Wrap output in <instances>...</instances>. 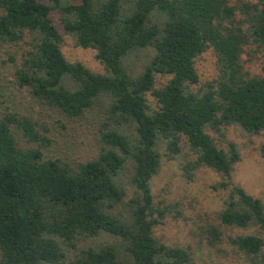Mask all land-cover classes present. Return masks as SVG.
<instances>
[{"label": "trees", "instance_id": "1", "mask_svg": "<svg viewBox=\"0 0 264 264\" xmlns=\"http://www.w3.org/2000/svg\"><path fill=\"white\" fill-rule=\"evenodd\" d=\"M64 33L105 72L69 61ZM0 43L39 104L69 119L97 114L100 143L86 161L50 158L47 123L0 110V264H201L155 235L163 147L170 157L186 148L188 177L201 167L221 176L207 244L226 240L264 264V202L234 181L241 153L228 136L233 125L264 133V0H0ZM210 49L217 74L201 83L196 59ZM244 54L262 58L263 74ZM157 74L169 76L160 87Z\"/></svg>", "mask_w": 264, "mask_h": 264}, {"label": "rangeland", "instance_id": "2", "mask_svg": "<svg viewBox=\"0 0 264 264\" xmlns=\"http://www.w3.org/2000/svg\"><path fill=\"white\" fill-rule=\"evenodd\" d=\"M9 49L12 48L0 43V110L9 108L47 123L48 135L52 139L51 145L45 149L47 157H60L77 163L96 156L100 146L97 138L98 115L90 113L83 119H69L59 111L39 104L26 87L16 83L15 68L8 61ZM62 51L69 61H80L95 72H105L103 64L96 58V51L78 46L75 39L66 33ZM145 55L146 52L142 51L141 62ZM243 58L252 74H263L262 58L250 57L248 54H244ZM196 67L201 83L213 79L217 74L214 51L210 49L199 56ZM156 79V86L160 87L168 81L169 76L157 74ZM148 98L155 107V97L149 93ZM228 136L237 142L241 153L234 171V181L264 202V133L251 135L233 125L229 127ZM161 153L162 168L151 180L154 202L163 213V216L156 214L161 222L155 226V235L168 244L188 248L201 264H247L226 240L217 246L207 244L206 229L209 225L219 223L217 214L226 197L225 191L213 187L221 176L209 167H201L192 177H188L184 170V164L190 158L186 148L173 157L167 154L164 147ZM222 228L225 236L246 232L240 228Z\"/></svg>", "mask_w": 264, "mask_h": 264}]
</instances>
